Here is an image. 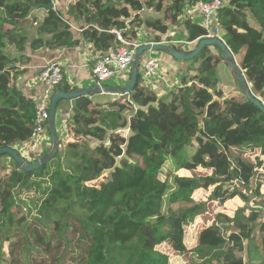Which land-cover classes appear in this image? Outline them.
I'll use <instances>...</instances> for the list:
<instances>
[{
  "label": "trees",
  "instance_id": "16d2710c",
  "mask_svg": "<svg viewBox=\"0 0 264 264\" xmlns=\"http://www.w3.org/2000/svg\"><path fill=\"white\" fill-rule=\"evenodd\" d=\"M212 1L75 0L66 4L65 16L77 24L89 25L81 32L82 40L104 53L120 45L111 31L125 29L123 20L130 21L129 26L143 27L148 35L155 31L156 35L146 42H160L168 25L176 24L185 8ZM224 1L218 13L223 39L231 52L239 55L240 68L253 83L254 93L264 97V0ZM48 3L0 0V149H13L31 138L35 105L11 83L15 78L4 71L16 62H30L25 55L28 36L21 24L37 5ZM144 10L162 17H140ZM132 12L135 16L131 19ZM247 13L258 29L250 26ZM48 17L38 37L29 42L32 51H55L79 43L54 12L50 10ZM184 23L186 36L178 33L175 39L185 38L196 46L204 29L188 19ZM121 36L138 40L132 28ZM7 47L23 56L13 58L4 51ZM209 52V47H204L187 70L194 71V75L188 77L184 72L179 87L165 96L145 87L138 72L132 91L125 95L129 109L137 107L132 121L123 116L129 111L117 101L103 109L92 106L87 97L75 99L68 133L72 139L81 140L67 139L64 157L60 158L57 151L34 171L23 172L15 166L9 174L0 175V221L4 219L8 224L7 230L0 232V264H168L166 250L176 252L187 264H244L245 246L246 264H264V244L255 234L257 229L264 234V223L258 222L264 192L259 201L254 200L261 209L253 210L249 207L250 194L233 185L239 180L244 190L264 188V162L259 157L255 162L245 158L246 153L256 149L264 157V114L245 98L240 103L223 99L217 89L216 71L221 58ZM74 90L63 82L51 94ZM138 120L147 131L140 155L131 148L123 150L126 139L121 134L128 126L132 133L138 132ZM85 138L97 141L96 146L89 147ZM59 145L58 138V149ZM118 159L120 168L116 165ZM117 169L135 180L122 185ZM197 169L210 174L198 178ZM180 170L188 171L190 176H179ZM109 171L112 189L103 191L97 185ZM200 180L205 183L204 189L214 187L210 201L223 204L237 197L244 205L232 220L217 215L216 224L200 231L195 247L187 248L186 228L204 211V204H195L192 198ZM17 193L39 198V216L27 229L12 231L16 222L11 210ZM4 242H9L7 254L1 249ZM252 248L256 249L255 256L250 255Z\"/></svg>",
  "mask_w": 264,
  "mask_h": 264
},
{
  "label": "rangeland",
  "instance_id": "374dc122",
  "mask_svg": "<svg viewBox=\"0 0 264 264\" xmlns=\"http://www.w3.org/2000/svg\"><path fill=\"white\" fill-rule=\"evenodd\" d=\"M54 2H56V5L58 7V12L62 16L65 17V13L67 11L66 10V4L67 3L73 4L75 2V0H55ZM167 2L169 3V1H167ZM186 12H187V9H185L184 14H186ZM141 14H143V16H146V17L147 16L157 17L154 13H151L149 15L145 11L141 12ZM143 16H141V17H143ZM247 16L249 18L248 21H249L250 26L255 28V29H258L257 25L252 20L251 15L249 13H247ZM160 17H162V15H160ZM198 21L199 20H196L195 22H198ZM21 26H22V28H25L28 25L25 21H23ZM137 29L142 31V32L139 31L138 32L139 36H137L138 37L137 42H140L142 44L143 42L147 41L146 38H144V37L148 35V31H146L145 29H143L144 30L143 31L139 27ZM185 29H186V27H185V23L183 21L181 23V28L179 30L174 28V27H171L169 31L171 32L172 30H174L175 32H177V33H175L177 35L180 31H183ZM192 47L193 46H189V45H185V46L184 45H175V48H178V49L183 50V51H188ZM7 48H9V47H7ZM7 48L4 50L5 52H7ZM209 51H210L209 53L211 56H217L220 54L219 51L217 49H214V48H210ZM105 53L106 52H104L103 54H105ZM236 56H235L236 57L235 60L239 64V55H236ZM151 58H158V60H160L159 62H160L161 69H165V70L168 69L169 71H171L172 69H173V71H175L176 66H181L180 64L188 63V62L177 61L173 57H171L169 54H166L163 52L148 53L147 51H145L142 54V58L140 60V70H139L140 73L143 70V67L145 65L146 60L147 59L149 60ZM192 63H193V61L189 62L190 66L192 65ZM216 71H217L218 79L221 80L223 78H226V80H223V81H225L224 83L229 87H233L234 90L237 91V93H241V92H239V88L237 86L238 81L235 78V76L233 75V73H232L231 69L228 67V65H226L225 63L222 62L221 64H219L217 66ZM185 76H189V74L186 72ZM128 80H129V74L126 75L124 77V79L121 78V76H117L111 80L104 82L103 85H111L113 87H118V86H122V85L124 86V85H126ZM246 80H247V78H246ZM151 81L158 82V80H156L155 78L148 79V80L143 79V83H149ZM171 82H173V81L171 80ZM247 83L248 84L250 83L252 88H253V83L249 82V79L247 80ZM177 86H179V84H177ZM234 90L228 89L227 92H230V93H228L227 96L235 95ZM169 91L170 90L165 88V90H164L165 94H163L162 96H165ZM262 91L264 92V88ZM117 98H118L117 102H119L120 105H123L124 107H126L127 108L126 110L129 111V112H125L123 116L127 120H131V121L134 120L135 119V117H134V111L135 110L129 109V107H131V105L128 103V99L125 98V95L117 94V95L113 96V98H111V97L109 98L108 96H102L99 98V103L100 104H103L105 102L107 103L110 99H117ZM242 99H244V97H242ZM260 99L264 102V99H262V98H260ZM243 101H245V99ZM71 108L72 107L69 106L68 104H65L63 106H59V108L57 110L56 117H55V121L58 125H59V122L61 121V118L59 117V113L61 112L66 116L68 113H70ZM138 123L140 125V129L138 130V132L132 133L130 131V129L128 128L129 127L128 126L127 128H125L124 130L121 131V134L126 139V145L123 148V150L128 151L129 148H131L132 149L131 151L133 153L140 155L141 151L145 147L144 137L147 135V131H146L145 124L143 122L138 120ZM68 132H69V130L65 133H57V136H58L59 141H60V145H59V149H58V155L60 158L64 157V155L66 154L65 142L67 139L70 138V136L68 135L69 134ZM49 136H50V134H49ZM72 140L77 142L81 139L78 140L77 138H73ZM84 140L86 141V144H88V146H91V147H93V145L91 144L92 142L94 144H95V142H97V141L93 140L92 138H89V139L85 138ZM50 142L52 144L51 136H50L49 143H48L49 148L47 147V149L51 148ZM27 145H28V143H27ZM42 145H43V143H42ZM39 150H40L39 145L37 146L36 149H34L33 147L19 148L20 152H23V154L27 153L29 156L33 152H36V153L39 152ZM39 153H41V150ZM22 156L25 158V155H22ZM137 157H139V156H137ZM258 157H259V159H261L264 162V157L259 154V150H257V149L245 154V158H247L248 160H250L252 162H255L256 161L255 159ZM25 159L30 161V157H26ZM120 160L121 159H118V161H117L118 162L116 164L117 168H120L119 167ZM130 160L131 159H129L128 162L130 164H134V162L130 161ZM33 161L34 160H32L31 162H33ZM139 161H140V159H139ZM14 167H15V163L12 160V158H10L8 155L0 156V175L1 176H4L5 174H9L11 172V170L14 169ZM163 170H165V167H163ZM111 172L112 171L106 172L103 175V178L98 182L97 188L102 189L103 191H109L112 189ZM259 172H262V170H260ZM116 174L118 175L119 182L122 185L128 184L129 182H131L132 180H135V178H136V177H131L132 175H130L129 173H126L120 169L116 170ZM196 175L198 178H205V176H209V172L201 170V169H197ZM135 176H137V175H135ZM184 176H188V174H186ZM204 185H205V183L200 180V182L197 185L195 192L192 195V198L196 204H200V203L204 204V211L199 216L200 218L202 217L204 219V221H202V225H201L200 230H199V226H200L199 225L200 224L199 217L195 220V221L199 220L197 225H195V224H194L195 226L190 225L189 227L186 228V232H188L189 228H191V227H192V229H194L192 236H189V238L187 236H185L186 239L184 240V242H185L187 248H192L190 246H192L193 243L196 245L198 233L200 231H202L203 229H205V227L207 228V227L211 226V224H213L215 222L217 215H222V216H225L226 218H228L229 220H232L233 218H235V213L237 212V210L244 205V203L239 198L236 197V198L231 199L228 202H225V203L218 206L216 202L209 200V195L211 194L214 187L208 186L207 189H204ZM240 188L242 189V191L244 193L250 194L251 198L249 200V207L251 209L258 210V209L262 208V213H259L260 221H258V222L264 223V204H263V207L260 208L254 203L255 199L257 201L260 200V198H261L260 196L263 194L264 188L261 191L255 190L254 186L251 188L252 190L250 188L244 190L242 185H240ZM259 192H260V194L258 196L257 193H259ZM15 199H16L15 200L16 205L11 210V213L14 216L16 224L14 227H12V231L14 229L25 230L32 223H35L36 218H38V216H39L38 209H39V203H40L39 201L40 200H39V198H36V196H32V195L26 194V193H22V194L17 193ZM208 218H210V220ZM225 226H227V225L225 224ZM7 228H8L7 221L4 219H1V221H0V232L4 233L7 230ZM16 232H17V230H16ZM226 234H229V232ZM255 234L257 237L261 238V241L259 240V242L261 244H264V234L260 235L258 233V229L255 232ZM243 247H244V245L241 248H243ZM249 248H251V246H249ZM256 248L259 250L258 246ZM1 249H2L3 253L7 254L9 251L8 250L9 249V242H6V243L4 242ZM166 251L164 253L169 254ZM245 252H246L247 257H248V253L244 249V255H243L244 264H245V260H244ZM256 254H257L256 249L252 248L250 255L255 256ZM48 264H50V263L48 262ZM168 264H187V262L185 261V259L183 257L179 256L175 252L174 256H172V255L170 256ZM257 264H259V263H257Z\"/></svg>",
  "mask_w": 264,
  "mask_h": 264
},
{
  "label": "crops",
  "instance_id": "0c3cea01",
  "mask_svg": "<svg viewBox=\"0 0 264 264\" xmlns=\"http://www.w3.org/2000/svg\"><path fill=\"white\" fill-rule=\"evenodd\" d=\"M196 4H194L193 7H191V8H185V9H187L186 14H184L185 13V9H184L183 10V14H182L181 18L179 19V21L176 24H171L170 23L168 25V29H167V33L168 34L162 35L160 38L163 39L165 37H168L169 34H171V33H173L174 36H175L176 35L175 33H177V32H175L174 30H172L170 32L169 31L170 28L174 27V28L179 30L181 28V23L183 21L187 20V19L190 20L191 23L197 24V25L200 26V23H201V20H202V16L200 15L199 11L197 10ZM55 9H56V11H58L57 5H55ZM43 11L44 10L38 9V8L32 10L30 12V14L28 15L27 19L24 20L27 23L28 26L25 27V28L21 27L25 31L27 36H28V40H27L28 41V45H27V49H26L25 55H27V57L30 59V62L27 63V64H20V63L16 62V63L12 64L10 67H8L4 71V72H7L9 77L15 78V79L11 80V83L13 85H16L17 88L24 95H26L28 98H30L33 101V103L35 105V111H36V107L39 106V105H50V99L52 97V94H51L52 91L50 89H47L46 87H44L37 80L38 72H39V70L42 67H44V66H46V65H48L50 63H57V64L61 65V67H62L63 74H64V80H65L64 83L65 84L70 85L71 88H73L75 90L89 88V87L95 86V81L93 79L91 69H92V66H93L95 60L101 54L100 51H96L94 49L93 44L91 42L82 40L81 33H77V31H75V30H71V31H72V34L74 35V37L79 40V43L76 46H74V47L61 48V49H58V50H55V51L47 50V49L38 50V51H32L29 48V42H30V40L38 37V30L39 29L32 25V21L31 20L32 19L34 20L35 18H37ZM144 11L147 12L149 15L151 13H154L157 16V17L152 16L154 19H159L160 18L161 14H159V13H155V12H153L151 10H144ZM134 16H135V12H132L131 13V19ZM139 16L141 17V16H143V14L140 13ZM62 17L67 19V20H69L71 25H73L74 27H76V28H78L80 30H82V28L87 26V25H84V24H77L76 22H74L68 16L67 17L66 16L65 17L62 16ZM149 17H151V16H149ZM196 20H199V21L195 22ZM123 22L125 23L126 27L123 30L122 29L117 30L120 33V35L123 34V32L130 31L131 28H132V31L133 30L137 31L136 35L139 36L138 32L140 30H138L137 27H135L134 25L133 26H129L128 24H129L130 21L123 20ZM139 28L141 30L144 29L143 27H139ZM140 32H142V31H140ZM223 32L224 31L222 30V35H223ZM179 33H184L185 36H186L187 31L185 29L183 31H180ZM154 35H156L155 31L153 33H151L150 35L145 36L144 38H146V40L152 39ZM49 38H50V36L44 37V40H48ZM181 40L185 41V38H182ZM198 40H200V39H197L196 43L198 42ZM136 43L141 44L140 42H137V41H136ZM143 43L145 44V43H150V42H143ZM194 44L195 43H193V42H191L189 44V46H193L191 48V50H193V48H195ZM209 50H210V48H209ZM6 53L8 55L11 54L13 56V58H14V54H16L17 51L13 50L12 47H9V48H7V52ZM148 53H152V52H148ZM22 56H23V54H21V56H18V58H16V59H20ZM235 56H234V58L237 57V56L236 57ZM239 59H240V57H239ZM222 62L223 61L221 60V62L219 64H221ZM180 65L181 66H176L175 71H173V69L171 71H169L168 69H166V70L165 69H161V67H160V73H161L162 76L167 78V80H169V81L172 80L174 82V84H176V86H177V84L180 85L181 84L180 76L183 75L184 72H187L188 69H190V64L188 62L186 64L183 63V64H180ZM238 66L240 67L239 64H238ZM187 73L189 74V76L190 75H194V71H189ZM218 80H219V82L217 84V89L220 90L223 93V99H228L229 98V99H233L235 102H239V103L243 101L242 97H244V96L242 95V92L241 93H237V91L234 90L233 87H229V86H227L224 83L225 81H223V80H226V78H223L221 80L218 79ZM143 84H144L145 87L149 88L150 90L155 91L158 96H162L163 94H165L164 90H165L166 87L160 82V80L158 82L151 81L149 83H143ZM152 84H155L156 86L154 87V86H152ZM248 85H249V88H250V90H251V92H252V94L254 96L258 97L259 99L260 98L264 99V97L258 96V95H256L254 93L253 88H252L250 83ZM106 86H111V85H106ZM228 89L234 90L235 95L227 96V94L230 93V92H227ZM102 96H108L109 98L110 97L113 98V96H115V95H112V94H97V95H94V96H89L87 98H89V100L92 102V106L93 105H100L101 108H103V109H109V105H107V104H109L110 102H114V101L118 100V98L117 99H110L107 103L105 102L103 104H100L99 103V98L102 97ZM73 102H74V100H72V101H60L58 103L59 104L58 107L56 108L55 115L57 114V110H58L59 106H63L65 104H68L69 106L72 107L73 106ZM92 106H90V109L92 108ZM49 108H50V106H49ZM136 109H137V107H134V110H136ZM59 117L61 118V121L59 122V125L56 123V121L54 119L56 128L59 127L63 123V121H64L66 116L63 113L60 112L59 113ZM69 136H70V139H72L71 135H69ZM49 139H50V136H49V133H47L44 136V138H43V141H42L43 145L41 143V145L39 146V148L41 150V153H39L40 152V150H39V152H37L38 154L36 152H33L29 156V157H31V156L33 157L32 160L37 159L46 150H48L47 147H48ZM27 143H28V145H27ZM27 143H24L22 145H16V146H14L13 149H15L18 153H21L19 151V148L32 147L31 139ZM91 144L93 146H96V143L94 144L92 142ZM51 146L52 145H51V142H50V147ZM89 147H91V146H89ZM207 172H209V171H207ZM177 174L179 176H184L186 174H188V176H190V173L188 171H186V170H180L179 172H177ZM209 174H210V172H209ZM208 219L210 220V218H208ZM199 220H200V224H199L200 225L199 226V230H200L201 229V225H202V221H204V219L202 217L201 218L199 217ZM195 223H196V221H195ZM192 226H194V225L192 224ZM193 230L194 229H192V227L189 228V231L186 232L185 236H187L188 238H189V236H192ZM185 239H186V237H185ZM190 247H192V248L195 247V244L193 243L192 246H190ZM245 249L247 250L246 246H245ZM167 252L169 253L168 254L169 258H170L171 255L174 256L175 252H169V250H167ZM246 260H248L247 256H246Z\"/></svg>",
  "mask_w": 264,
  "mask_h": 264
},
{
  "label": "built area",
  "instance_id": "2783aa9c",
  "mask_svg": "<svg viewBox=\"0 0 264 264\" xmlns=\"http://www.w3.org/2000/svg\"><path fill=\"white\" fill-rule=\"evenodd\" d=\"M54 1L55 0H49V2H51L54 6L53 10L51 11L54 12L55 16L59 18L61 22H63L66 26H68L70 30H75L77 31V33H81L84 29L90 27L89 25H87L84 28H82V30H80L74 27L73 25H71V23L67 19L61 17V15L56 11L55 9L56 2ZM224 4H225L224 0H214L209 3L198 2L196 4L197 10L202 16L200 27L203 28L205 31V34L199 39L215 38L225 43L223 39L222 28L220 26L219 15H218L219 10L224 6ZM48 12L49 11H43L37 18H35L34 20L32 19L31 20L32 25L34 27L40 28L41 25L49 19ZM111 32L116 36L120 45L107 51L105 54L103 53L100 54V56H98L97 59L95 60L92 67V76L95 83L98 86L103 85L104 82L113 79L117 76H121V78H124V75L130 72L134 54L137 48L141 45L136 43V41L124 39L116 30H112ZM153 43L164 44L175 47V45H184V46L189 45L191 42L176 40L174 34L171 33L169 34L168 37L163 38L160 42H151V44ZM241 71L246 79L245 72L242 69ZM141 75L142 78L145 80L153 79V78H155L158 81L160 80V82L168 90H172L176 86V84L167 80V78L161 75L160 62L157 58H151L145 62ZM37 80L40 84H42L44 87L50 90H52L56 86H59L64 81V75L61 65L57 63H50L42 67L38 72ZM152 86L155 87L156 85L152 84ZM259 100L264 104V102L261 99ZM48 117H49V105H39L36 107L35 117L33 120L32 134L30 138L32 141V147L34 149H36L38 145L39 146L41 145L44 136L48 133ZM69 122H70V113L66 115L63 123L56 128L57 132L58 133L67 132L69 128V124H68ZM19 154L21 157H23L22 155H25V158L29 157L27 153L23 154V152H21ZM234 184H236V186H240L242 185V182L239 180H235L233 182V185ZM231 189L232 188H230V190ZM215 202L217 203L218 206L221 205L218 201ZM197 223L198 221H196L195 225H197ZM214 224H216V222H214ZM244 260L246 264L247 262L246 256H244Z\"/></svg>",
  "mask_w": 264,
  "mask_h": 264
},
{
  "label": "water",
  "instance_id": "95a60500",
  "mask_svg": "<svg viewBox=\"0 0 264 264\" xmlns=\"http://www.w3.org/2000/svg\"><path fill=\"white\" fill-rule=\"evenodd\" d=\"M37 8L45 11H49L53 9V4L52 3L39 4L37 5ZM204 47L214 48L219 51L220 53L219 56L221 60L228 65L233 75L237 79L244 98L247 101H249L251 104H253L256 108H258L262 114H264V104L256 96L252 94L249 85L247 83V80L245 79L244 74L239 68L231 50L222 41L215 38L200 39L198 40L195 48H193V50L191 51H178L176 48L164 44L143 43L137 48L134 54L131 71H130V80L128 84L118 87H112V86L100 87L98 85H95L89 88L74 90L69 93L58 91L52 95L50 99V105H49L50 108H49V117H48V131L51 136L52 146L47 153L39 156L33 162H31L33 158L32 156L30 157V161H28L23 157H21L20 154L15 149L12 148L0 149V156L8 155L14 161L15 166L23 172H30L38 169L41 165L46 163L50 158L54 157L58 151V137H57V130L54 119H55V111L60 101H72L79 97H89L97 94L127 95L132 91L134 87V84L137 79V74L140 70V60L142 54L145 51L163 52L169 54L177 61L190 62L199 55L200 51ZM18 56H21V54L18 52L14 54V58H18Z\"/></svg>",
  "mask_w": 264,
  "mask_h": 264
},
{
  "label": "clouds",
  "instance_id": "9594fccd",
  "mask_svg": "<svg viewBox=\"0 0 264 264\" xmlns=\"http://www.w3.org/2000/svg\"><path fill=\"white\" fill-rule=\"evenodd\" d=\"M51 3V2H50ZM54 7V6H53ZM53 10V9H52ZM45 11V10H44ZM50 11V10H49ZM58 12V11H57ZM61 17H62V15H61ZM39 29V28H38ZM117 31V30H116ZM120 34V33H119ZM145 44H148V43H145ZM150 44H151V42H150ZM226 44V43H225ZM172 47H174V46H172ZM228 47V46H227ZM102 54V53H101ZM233 54V53H232ZM234 56V55H233ZM92 71V70H91ZM131 71V70H130ZM128 74H130V72L128 73ZM128 74H126V75H128ZM64 75V74H63ZM126 75H124V77L126 76ZM124 79V78H123ZM111 80V79H110ZM64 82V81H63ZM128 84V83H127ZM95 85H97L96 83H95ZM101 86H106V85H101ZM100 86V87H101ZM69 124V126H70V123H68ZM68 131V130H67ZM48 133H49V131H48ZM58 133V132H57ZM215 202V201H214ZM199 217V216H198ZM197 217V218H198ZM196 218V219H197ZM195 223V221L192 223V224H194ZM245 256H247V254L245 253ZM247 263V262H246Z\"/></svg>",
  "mask_w": 264,
  "mask_h": 264
}]
</instances>
